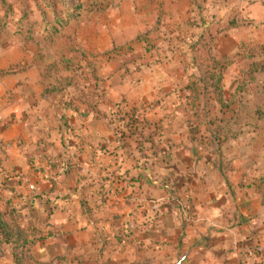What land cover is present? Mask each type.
I'll use <instances>...</instances> for the list:
<instances>
[{"label":"rangeland","instance_id":"374dc122","mask_svg":"<svg viewBox=\"0 0 264 264\" xmlns=\"http://www.w3.org/2000/svg\"><path fill=\"white\" fill-rule=\"evenodd\" d=\"M0 90L40 95L29 110L39 133L15 143L29 169L10 175L0 141V220L28 237L14 253L0 245V264H109L94 252L72 261L23 197L71 173L96 220L118 175L182 211L214 173L242 165L263 181L264 0H0Z\"/></svg>","mask_w":264,"mask_h":264},{"label":"crops","instance_id":"0c3cea01","mask_svg":"<svg viewBox=\"0 0 264 264\" xmlns=\"http://www.w3.org/2000/svg\"><path fill=\"white\" fill-rule=\"evenodd\" d=\"M24 82H28L24 75L16 76V85ZM0 91V122L5 125L0 141L11 144L1 158L5 170L16 171L10 173L16 177L19 171L29 169V164L23 146L15 143L30 140L29 110L40 95L35 101L17 90L10 100ZM35 129L33 133H39ZM246 168L239 165L226 180L212 174V191L196 189L184 194L188 204L184 211L160 205L166 198L162 195L161 203L154 207L150 187L145 185L138 193L135 183L119 182L126 177L130 180L132 173L112 179L114 189L110 188L108 198H102L96 220L80 210L81 197L74 190L82 185L71 173L60 183L52 178L49 183L42 180L33 196L23 198L36 203L30 210L35 219L48 218L50 233L46 238L54 244L63 243L67 253L77 255L72 261L89 263L94 252L93 257H113L109 264H264V179H257L258 175ZM16 187L8 198L22 192L19 185ZM125 230L131 234L127 240L122 239ZM138 249L144 259L137 257Z\"/></svg>","mask_w":264,"mask_h":264},{"label":"trees","instance_id":"16d2710c","mask_svg":"<svg viewBox=\"0 0 264 264\" xmlns=\"http://www.w3.org/2000/svg\"><path fill=\"white\" fill-rule=\"evenodd\" d=\"M27 242L28 237L26 234L19 229L11 230L5 221L0 220V245L12 246V251L14 253L16 249L21 248Z\"/></svg>","mask_w":264,"mask_h":264},{"label":"built area","instance_id":"2783aa9c","mask_svg":"<svg viewBox=\"0 0 264 264\" xmlns=\"http://www.w3.org/2000/svg\"><path fill=\"white\" fill-rule=\"evenodd\" d=\"M30 189H32V187H30Z\"/></svg>","mask_w":264,"mask_h":264}]
</instances>
